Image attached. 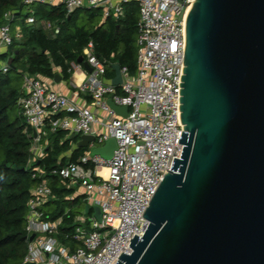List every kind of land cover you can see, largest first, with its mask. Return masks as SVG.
<instances>
[{
	"label": "built area",
	"instance_id": "2783aa9c",
	"mask_svg": "<svg viewBox=\"0 0 264 264\" xmlns=\"http://www.w3.org/2000/svg\"><path fill=\"white\" fill-rule=\"evenodd\" d=\"M133 1L139 5L138 69L133 73L121 65L122 84L117 86L113 78H107V65L94 42L82 54L93 69L88 71L83 63L73 61L74 74L82 72L84 78L80 82L71 79L73 89L68 94L54 89L38 74L26 72L23 76L18 106L27 122L24 131L32 138L29 166L37 182L28 200L27 253L22 264H117L123 252H133L131 238L144 236L149 225L144 215L175 157L182 156L180 139L185 129L180 77L187 16L194 0H24L25 21L38 23L33 7L37 3L62 4L68 13L89 7L101 10L104 18L119 19ZM22 19L15 11L5 14L0 51L23 38ZM54 29L60 31L58 26ZM1 70L8 72L9 63L0 65ZM85 96L92 99L91 104ZM110 99L128 106V113H117ZM48 126L69 134H92L96 140L79 162L47 168L39 162L45 156ZM111 138L117 147L110 159L93 153ZM105 167L107 174L102 171ZM55 176L67 181L75 191L72 197L81 196L85 204L70 230L62 229L64 215H47L46 206L54 199L51 179ZM95 207L101 210V220ZM69 212L68 207L65 214Z\"/></svg>",
	"mask_w": 264,
	"mask_h": 264
},
{
	"label": "water",
	"instance_id": "95a60500",
	"mask_svg": "<svg viewBox=\"0 0 264 264\" xmlns=\"http://www.w3.org/2000/svg\"><path fill=\"white\" fill-rule=\"evenodd\" d=\"M112 66L119 86L121 64ZM180 78L182 156L144 215V236L117 264H264V0H194ZM95 140L82 134L78 147ZM116 147L111 138L93 153L110 159Z\"/></svg>",
	"mask_w": 264,
	"mask_h": 264
},
{
	"label": "trees",
	"instance_id": "16d2710c",
	"mask_svg": "<svg viewBox=\"0 0 264 264\" xmlns=\"http://www.w3.org/2000/svg\"><path fill=\"white\" fill-rule=\"evenodd\" d=\"M37 24L25 21L28 15L24 0H0V27L5 14L15 11L23 28V38L0 53L12 59L9 71H0V264H22L27 253L28 200L37 180L29 166L32 138L25 133L27 122L20 112L18 100L23 95V76L26 72L38 74L44 80H54L57 74L71 82L74 71L71 63L78 61L84 48L94 42L97 54L107 65V78L115 75L112 63L126 65L135 73L139 5H126L125 16L104 18L101 10L82 7L68 13L64 5L35 4ZM60 28L56 32L54 27ZM120 90V88H118ZM46 150L39 165L53 168L68 162H79L90 151L78 147L81 134L70 137L63 129L47 127ZM38 165V163H36ZM54 199L46 206L52 218L64 215L62 229H73L81 196H73L74 189L67 181L51 179ZM70 212L65 214V209Z\"/></svg>",
	"mask_w": 264,
	"mask_h": 264
},
{
	"label": "crops",
	"instance_id": "0c3cea01",
	"mask_svg": "<svg viewBox=\"0 0 264 264\" xmlns=\"http://www.w3.org/2000/svg\"><path fill=\"white\" fill-rule=\"evenodd\" d=\"M4 50H7V49H4ZM4 50H1L0 53L4 52ZM80 72H77L76 74H73L72 76V79L75 78V79H78L77 76H80L79 74ZM82 73V72H81ZM115 76V75H114ZM54 89L56 90H59V91H62L64 93H70L73 89V85L72 83H68L67 81L65 80H61L60 82L56 81L55 79L54 80H46ZM86 98V101L88 103H92V99L89 97V96H85ZM82 204V203H81ZM80 204V205H81Z\"/></svg>",
	"mask_w": 264,
	"mask_h": 264
},
{
	"label": "rangeland",
	"instance_id": "374dc122",
	"mask_svg": "<svg viewBox=\"0 0 264 264\" xmlns=\"http://www.w3.org/2000/svg\"><path fill=\"white\" fill-rule=\"evenodd\" d=\"M8 57H1L0 56V65H3V64H5V63H7L8 62ZM84 208H85V204L83 205V204H81V205H79L78 206V210L80 211V212H83L84 211Z\"/></svg>",
	"mask_w": 264,
	"mask_h": 264
},
{
	"label": "bare ground",
	"instance_id": "6f19581e",
	"mask_svg": "<svg viewBox=\"0 0 264 264\" xmlns=\"http://www.w3.org/2000/svg\"><path fill=\"white\" fill-rule=\"evenodd\" d=\"M80 74V76H77L78 77V81L80 82L83 78H84V74L83 73H79ZM103 173L104 174H107V168L105 167V168H103Z\"/></svg>",
	"mask_w": 264,
	"mask_h": 264
}]
</instances>
